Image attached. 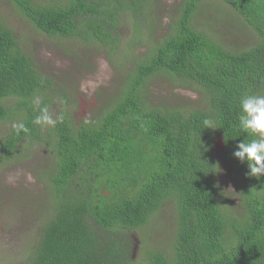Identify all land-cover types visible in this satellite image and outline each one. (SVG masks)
<instances>
[{
    "label": "trees",
    "instance_id": "1",
    "mask_svg": "<svg viewBox=\"0 0 264 264\" xmlns=\"http://www.w3.org/2000/svg\"><path fill=\"white\" fill-rule=\"evenodd\" d=\"M12 1L37 30L62 44L79 39L112 51L124 15L141 26L139 37L150 3ZM203 1H182L167 35L135 61L104 112L80 125L67 110L51 125L33 123L51 102L46 95L59 92L0 20V120L28 129L17 134L12 127L0 137V165L21 156L20 145L30 139L51 147L56 166L48 210L42 207V218L37 211L35 244L12 264H264V176L247 175V164L233 155L238 143L251 139L239 127L240 98L264 94V0H221L257 34L247 49L224 46L212 38L213 28L194 24ZM158 75L192 83L206 107L150 106L148 83ZM205 120L217 128H205ZM218 140L239 183L241 214L228 206L217 180ZM165 203L174 205L177 234L169 249L148 248L147 228H157L155 215ZM132 232L145 247L141 259L134 257Z\"/></svg>",
    "mask_w": 264,
    "mask_h": 264
},
{
    "label": "rangeland",
    "instance_id": "2",
    "mask_svg": "<svg viewBox=\"0 0 264 264\" xmlns=\"http://www.w3.org/2000/svg\"><path fill=\"white\" fill-rule=\"evenodd\" d=\"M182 1L150 0L145 10L146 23L143 19L141 25L144 28L139 37L135 35L141 26L134 24V16L124 15L117 33L119 46L114 51L98 42L83 43L79 39L62 44L58 37L37 30L12 0H0V20L16 31L42 73L53 78L59 93L46 95L52 98L47 108L51 117L67 110L74 122L80 125L104 112L111 97L124 86L135 61L141 60L149 52L150 45L167 35ZM242 22L238 14L221 0H204L194 18V24L199 28H213L210 31L214 36L212 38L224 46L247 49L257 44L258 36ZM61 98L64 101H60ZM68 98L70 102L66 104ZM146 98L148 104L155 107L187 110L206 107L204 96L195 85L165 75L155 76L149 81ZM14 123L0 120V137L9 132ZM20 150L21 156L14 154L0 165V264L21 261L23 251L35 244L40 226L37 215L42 207L48 208L53 194L48 184L50 174L56 169L51 147L43 141L28 139L20 145ZM215 151L219 154L217 180L225 193L226 203L241 214L244 208L239 183L222 140L216 142ZM155 217L157 228H147V247L169 249L177 234L174 229V205L165 203ZM131 237L136 241L134 257L141 259L145 247H142L137 233L132 232Z\"/></svg>",
    "mask_w": 264,
    "mask_h": 264
},
{
    "label": "clouds",
    "instance_id": "3",
    "mask_svg": "<svg viewBox=\"0 0 264 264\" xmlns=\"http://www.w3.org/2000/svg\"><path fill=\"white\" fill-rule=\"evenodd\" d=\"M34 103L39 105L37 97ZM240 114L239 127L251 137L236 145L233 152L235 158L246 163L249 169L247 175L260 178L264 176V94H245L239 100ZM33 123L39 126L54 123L47 108H41L40 113L35 116ZM205 128L216 129L215 122L204 121ZM13 128L17 134L27 133L28 129L24 123H14Z\"/></svg>",
    "mask_w": 264,
    "mask_h": 264
}]
</instances>
